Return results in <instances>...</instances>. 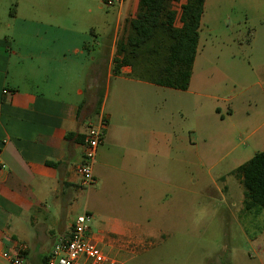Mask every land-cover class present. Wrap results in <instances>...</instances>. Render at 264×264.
<instances>
[{
	"label": "crops",
	"instance_id": "obj_1",
	"mask_svg": "<svg viewBox=\"0 0 264 264\" xmlns=\"http://www.w3.org/2000/svg\"><path fill=\"white\" fill-rule=\"evenodd\" d=\"M186 1L171 3L177 29L182 26L180 13ZM137 2L15 0L13 8L4 5L5 19L0 16V241L7 248L13 241L23 244L28 264H45L57 239L70 231L84 192L75 168L82 159L86 128L100 117L106 129L89 190L114 203L116 213L102 216L96 204L85 203L92 216L91 239L109 257L125 264L120 259L131 255L141 238L156 240L168 233L160 225L146 229L145 222L133 220L131 214L142 217L136 215L142 213L141 203L169 185L168 158L162 150L168 151L170 144L165 133L153 127V112L160 103L169 105L171 112L184 108L183 95L190 93L196 56L205 47L201 48L200 29L207 0L186 91L133 78L128 66L113 73L117 42L127 30V21L134 18ZM261 33L257 39L264 38ZM257 71L264 78V65ZM258 84L264 101V80ZM232 112L230 107L228 115ZM153 139L160 151L154 153V164ZM178 163L183 161L175 160ZM229 196L231 207L239 203L241 213L261 212H247L242 197ZM176 202L172 200L171 207L178 210L181 199ZM0 264L7 262L0 257Z\"/></svg>",
	"mask_w": 264,
	"mask_h": 264
},
{
	"label": "rangeland",
	"instance_id": "obj_2",
	"mask_svg": "<svg viewBox=\"0 0 264 264\" xmlns=\"http://www.w3.org/2000/svg\"><path fill=\"white\" fill-rule=\"evenodd\" d=\"M5 3L10 9L15 0H0L1 18ZM200 30L205 47L196 56L183 110L171 112L160 103L153 112V127L170 144L162 150L169 185L152 190V199L141 203L142 213L136 215L142 217L131 214L146 229L160 225L168 233L156 240L141 238L131 255L120 259L125 264H264V210L241 213V205L231 207L228 199L229 193L232 200L243 199L242 186L230 173L264 151V101L258 84L264 78L257 71L264 65V38L257 39L264 33V0H207ZM92 83L91 75L88 85ZM156 151L153 139V164ZM175 160L183 163L177 166ZM83 189L73 220L89 212L85 203L96 204L102 216L116 213L114 203ZM175 199H181L178 210L171 207Z\"/></svg>",
	"mask_w": 264,
	"mask_h": 264
},
{
	"label": "trees",
	"instance_id": "obj_3",
	"mask_svg": "<svg viewBox=\"0 0 264 264\" xmlns=\"http://www.w3.org/2000/svg\"><path fill=\"white\" fill-rule=\"evenodd\" d=\"M179 0H138L134 18L117 42L113 73L128 66L131 77L156 86L186 91L198 44L205 0H187L181 7V28L174 27L171 3ZM98 99L95 111L98 112ZM242 186L243 209L264 210V151L256 153L231 173Z\"/></svg>",
	"mask_w": 264,
	"mask_h": 264
},
{
	"label": "built area",
	"instance_id": "obj_4",
	"mask_svg": "<svg viewBox=\"0 0 264 264\" xmlns=\"http://www.w3.org/2000/svg\"><path fill=\"white\" fill-rule=\"evenodd\" d=\"M176 14V11H174ZM3 94H8L4 90ZM106 121L103 117L95 123L88 124L82 143L83 153L75 173L80 179V185L88 188L94 183L92 167L99 146L102 143ZM92 216L88 212L78 215L73 220L67 235L57 239L49 253L45 264H121L109 257L90 237ZM25 246L13 241L9 248L0 241V257L7 264H28L24 256Z\"/></svg>",
	"mask_w": 264,
	"mask_h": 264
}]
</instances>
